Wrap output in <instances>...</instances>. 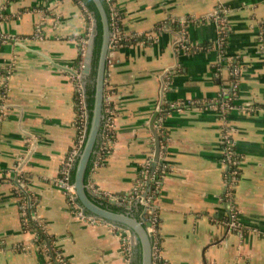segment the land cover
<instances>
[{"label": "crops", "instance_id": "crops-1", "mask_svg": "<svg viewBox=\"0 0 264 264\" xmlns=\"http://www.w3.org/2000/svg\"><path fill=\"white\" fill-rule=\"evenodd\" d=\"M114 2L122 39L105 85L113 126L88 185L136 214L144 207L134 191L145 195L156 217L153 264H264V0ZM218 6L228 10L221 50ZM87 16L79 0H0V264L134 258L117 226L80 219L56 184L80 125L78 80L61 66L76 70ZM222 89L234 106L224 112ZM161 92L160 156L147 167Z\"/></svg>", "mask_w": 264, "mask_h": 264}, {"label": "water", "instance_id": "water-1", "mask_svg": "<svg viewBox=\"0 0 264 264\" xmlns=\"http://www.w3.org/2000/svg\"><path fill=\"white\" fill-rule=\"evenodd\" d=\"M99 12L100 21L102 25L101 33V46L98 54L97 64L95 67V74L93 75V50L95 37L98 34V21L95 14L92 12V26L91 34L88 39L87 49L83 59V67L79 74L80 83L85 95V104L87 110V123L89 125L85 128V140L84 144L77 155L74 168V187H75V199L82 211L88 215L95 216L103 221L111 223L117 227L127 229L132 235V247L134 249L133 256L140 255L141 264H153V247L154 237L148 230L151 226V222L147 220L146 213L149 210L150 213H154L152 207H144L143 213L137 215L132 209L116 211L108 204L94 198L88 189L86 171L89 163L94 158L98 145L102 138L103 125L105 122V85L106 76L108 72V61L111 52V37L112 28L108 10L106 9L103 0H92ZM62 68L69 70L74 75L77 72L69 67L61 66ZM92 84L93 86V104L91 112L87 108V86ZM164 87V80L162 79V89ZM162 106V92L159 102L156 106L151 121L150 129L154 135V152L152 166H156L160 156L161 144L160 135L155 128V119L158 114L161 113ZM21 166H19L20 170ZM138 207L139 200L136 201ZM119 206V205H118ZM136 207V208H137Z\"/></svg>", "mask_w": 264, "mask_h": 264}, {"label": "built area", "instance_id": "built-area-1", "mask_svg": "<svg viewBox=\"0 0 264 264\" xmlns=\"http://www.w3.org/2000/svg\"><path fill=\"white\" fill-rule=\"evenodd\" d=\"M105 2L108 5V13L111 21V28H112V37H111V51L118 46V44L121 41V36L118 28V20L120 18V12L118 7L116 6L114 0H105ZM88 13V12H87ZM228 13V10L224 7H216L214 12L212 13V18L216 21L218 25V32H219V38H218V46L220 50L223 47V43H225V36H226V31H227V25H226V15ZM91 34V26L88 27V33L87 36L80 39V55L84 57L86 49H87V44H88V39ZM35 37H40V32L39 29H36V32L34 34ZM7 38H10L9 36H3V40H6ZM185 41V35L183 33H180L178 35V42L183 43ZM111 54V52H110ZM110 59V58H109ZM109 62V61H108ZM83 63L81 65V68L77 69L76 72L77 74L75 75V78L78 80L77 83V92H78V106H79V132L77 136V141L74 147L70 150L66 160L64 161L62 167L60 168L59 174L56 177V184L60 187V189L63 190L64 194L67 197V200L70 204L71 209H73L76 213V215L80 218L83 219L86 222L90 223H96L98 221H101V219L88 215L84 213L77 203L75 199V187L74 183L71 177V170L73 168V165L75 163V160L77 158L78 153L80 152L84 140H85V128H86V123H87V110H86V104H85V95L84 91L82 89L80 79H79V74L80 71L82 70ZM232 73L235 75L237 74V70H233ZM235 85V84H234ZM221 99H220V106L219 108L221 109L222 112L233 108L232 102H230V97H229V92L227 89H222L221 92ZM113 126L112 123V116L109 108L105 107V122L103 125V131H102V144L105 142L107 137L109 136V133L112 132L111 128ZM101 144V146H102ZM100 153V151H97V155ZM233 150L231 148V145L226 149L225 151V159L226 162L229 164V167L231 165H237L236 159L233 156ZM153 158V155L150 156V160ZM150 160L147 161L146 165L148 167V164L151 162ZM145 169V170H144ZM143 169V177H147L148 169L144 167ZM151 175V174H150ZM88 189L90 190V193L94 196L95 199H98L99 201L102 202H107L110 204H115V205H122L124 202L121 198L117 197L113 193L107 192V191H101L98 189H93L90 185H88ZM135 198L139 200V204H143V207H152L151 203H148L145 195H143L141 192L134 191ZM152 202V201H151ZM153 208V207H152ZM154 210V208H153ZM149 211V210H148ZM147 211V212H148ZM147 220L151 222V226L148 227V230L152 233L153 237L156 232V217L151 214L149 217H147ZM103 221V220H102ZM230 226L237 227L238 223L236 221L230 222ZM119 230L123 232V247L124 251L128 255V257L132 256V235L130 231L127 229H123L121 227H118ZM60 261H62V257H60Z\"/></svg>", "mask_w": 264, "mask_h": 264}, {"label": "trees", "instance_id": "trees-1", "mask_svg": "<svg viewBox=\"0 0 264 264\" xmlns=\"http://www.w3.org/2000/svg\"><path fill=\"white\" fill-rule=\"evenodd\" d=\"M79 1L82 2L84 8L87 10L88 13L92 14V12H93L95 14V16L97 18V21H98V34L95 37L94 50H93V72H92V74L94 75L95 74V67H96L97 59H98V54H99L100 46H101V40H102V37H101L102 25H101V21H100L99 12H98L94 2L92 0H79ZM103 2H104V5H105L106 9L108 10L107 3L105 2V0H103ZM225 39L227 40V37ZM83 59H84V57L79 55V57L77 58V60L73 64L74 68H77V69L81 68V65L83 63ZM89 87H90V89H89ZM87 88H88L87 89V96H88V98H87V108L91 112V108H92V104H93V86L88 85ZM87 125H89V123H86V126ZM100 147H101V141H100V143L98 145L97 150H99ZM93 164H94V158L91 160V162L88 165V168H87V171H86V177L88 176L89 171L92 168ZM236 168L237 167L231 166L230 170H234V169L236 170ZM71 177H72V180H74V168H72V170H71ZM103 203L104 204H108L107 202H103ZM109 206L112 207L116 211L125 210L124 207H122L121 205L118 206V205H115V204L113 205V204L109 203ZM142 209L143 208L139 206L137 215H140L142 213ZM39 236L41 238L44 237V235L41 232L39 233ZM131 264H141L140 255L138 254V252L135 255V257L132 259V263Z\"/></svg>", "mask_w": 264, "mask_h": 264}, {"label": "rangeland", "instance_id": "rangeland-1", "mask_svg": "<svg viewBox=\"0 0 264 264\" xmlns=\"http://www.w3.org/2000/svg\"><path fill=\"white\" fill-rule=\"evenodd\" d=\"M86 10V9H85ZM86 14L88 15L87 18H88V25L89 26H92V16L90 13H87V10H86Z\"/></svg>", "mask_w": 264, "mask_h": 264}, {"label": "flooded vegetation", "instance_id": "flooded-vegetation-1", "mask_svg": "<svg viewBox=\"0 0 264 264\" xmlns=\"http://www.w3.org/2000/svg\"><path fill=\"white\" fill-rule=\"evenodd\" d=\"M90 86H92V84H89ZM88 89V88H87ZM89 89H90V87H89ZM92 89V88H91Z\"/></svg>", "mask_w": 264, "mask_h": 264}]
</instances>
